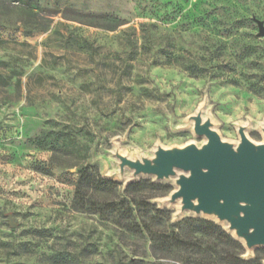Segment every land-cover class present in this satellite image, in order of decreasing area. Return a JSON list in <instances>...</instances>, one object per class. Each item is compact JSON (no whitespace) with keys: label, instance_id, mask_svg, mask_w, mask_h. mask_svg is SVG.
<instances>
[{"label":"rangeland","instance_id":"rangeland-1","mask_svg":"<svg viewBox=\"0 0 264 264\" xmlns=\"http://www.w3.org/2000/svg\"><path fill=\"white\" fill-rule=\"evenodd\" d=\"M264 0H0V264H138L137 239L72 208L82 165L121 184L175 175L120 167L200 147L193 116L236 146L264 141ZM122 173L123 177L117 176ZM177 205L178 210L174 209ZM85 258L77 260L81 249ZM264 246L245 247L244 258ZM149 264H181L146 258Z\"/></svg>","mask_w":264,"mask_h":264},{"label":"water","instance_id":"water-1","mask_svg":"<svg viewBox=\"0 0 264 264\" xmlns=\"http://www.w3.org/2000/svg\"><path fill=\"white\" fill-rule=\"evenodd\" d=\"M255 21L258 35L263 36L262 22ZM192 119L194 132L207 139L203 145L158 147L152 158L141 160L119 156L120 167L157 179L174 176L175 169L182 170L166 203L179 201L180 211L213 214L220 222H228V231L234 230V237L246 248L264 246V141L254 144L240 127V141L234 146L221 141L199 115ZM262 131L264 136V128Z\"/></svg>","mask_w":264,"mask_h":264},{"label":"trees","instance_id":"trees-1","mask_svg":"<svg viewBox=\"0 0 264 264\" xmlns=\"http://www.w3.org/2000/svg\"><path fill=\"white\" fill-rule=\"evenodd\" d=\"M72 208L95 216L118 231L125 244L137 239V263L173 260L181 264H263V256L244 258L243 243L220 225L184 218L171 221V211L153 202L165 194V187L149 180L121 184L103 178L96 166L82 165L74 184ZM84 249L77 260L85 258Z\"/></svg>","mask_w":264,"mask_h":264},{"label":"bare ground","instance_id":"bare-ground-1","mask_svg":"<svg viewBox=\"0 0 264 264\" xmlns=\"http://www.w3.org/2000/svg\"><path fill=\"white\" fill-rule=\"evenodd\" d=\"M262 128H264V124L262 125L261 129H262ZM117 176H120V174H118ZM177 204H179V202H178ZM173 207H174L175 210H178V207H177L176 204H175ZM209 216H211V217H213V218H216V216L213 215V214H210ZM216 219H217V218H216ZM223 223L225 224V226H228V222L223 221ZM231 232L234 233L235 231L233 230V231H231Z\"/></svg>","mask_w":264,"mask_h":264}]
</instances>
